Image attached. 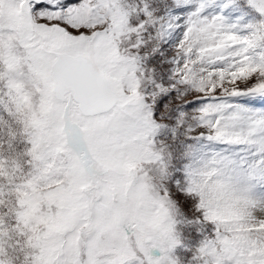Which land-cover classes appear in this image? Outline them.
<instances>
[{"label":"snow or ice","instance_id":"6c2138e0","mask_svg":"<svg viewBox=\"0 0 264 264\" xmlns=\"http://www.w3.org/2000/svg\"><path fill=\"white\" fill-rule=\"evenodd\" d=\"M0 264H264V0H0Z\"/></svg>","mask_w":264,"mask_h":264}]
</instances>
